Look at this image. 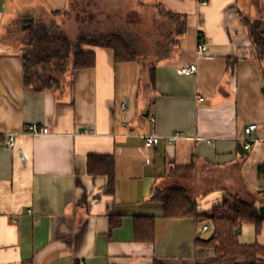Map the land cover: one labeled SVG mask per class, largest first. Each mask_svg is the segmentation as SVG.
<instances>
[{"label":"crops","instance_id":"1","mask_svg":"<svg viewBox=\"0 0 264 264\" xmlns=\"http://www.w3.org/2000/svg\"><path fill=\"white\" fill-rule=\"evenodd\" d=\"M132 2L188 17L157 61L155 82L140 62L84 45L95 64L72 69L58 97L26 84L12 27L28 30L32 18L64 33L70 0H0V264H195L198 226L208 222L165 216L157 195L172 178L188 187L200 215L230 194H250L264 215V58L249 31L264 26V0ZM200 33L210 43L202 56ZM191 63L196 73L179 72ZM32 123L49 133L29 132ZM251 123L256 140L246 148ZM149 135L159 142L148 147ZM90 154L113 159V192L106 175L88 172ZM138 216L155 220L153 240L138 238ZM247 224L251 240L242 242L264 245V220L258 231Z\"/></svg>","mask_w":264,"mask_h":264},{"label":"trees","instance_id":"2","mask_svg":"<svg viewBox=\"0 0 264 264\" xmlns=\"http://www.w3.org/2000/svg\"><path fill=\"white\" fill-rule=\"evenodd\" d=\"M156 17H161L172 25L170 30L162 31L159 45L164 50L160 56L149 61L145 56L141 60L135 47H132L121 35H111L109 32L101 34H81L76 41H72L66 34L57 31L54 24L38 20L28 29V44L30 49L23 53L25 82L33 85L36 90L50 89L57 80L48 71V66L55 64V73H64L70 69L90 67L95 64V55L91 51L83 50L84 45H95L112 48L116 60H134L148 70L152 82H155L157 61L162 60L171 52L170 47L179 41L187 29L188 17L159 10ZM134 24V22H133ZM138 25V23H135ZM250 35L254 41L258 58H264V26L261 22L250 25ZM158 59V60H157ZM88 172L93 176L106 175L108 177L107 190L113 192L116 186L115 166L111 156L90 154L87 163ZM164 202L165 216L168 218L195 217L212 226L213 232L208 237L196 238L195 264H264V245L254 242H242L240 233L242 225L253 223L257 231L264 220L262 209L250 195L230 194L223 204L215 207L211 213L200 215L197 203L178 178H172L157 195ZM120 221L113 222L118 225ZM136 233L140 240L150 241L155 236V220L151 217L136 218Z\"/></svg>","mask_w":264,"mask_h":264},{"label":"rangeland","instance_id":"3","mask_svg":"<svg viewBox=\"0 0 264 264\" xmlns=\"http://www.w3.org/2000/svg\"><path fill=\"white\" fill-rule=\"evenodd\" d=\"M138 9L137 4H134L132 0H70L69 12H66L60 20L65 31L64 34L72 41H76L81 34L107 32L111 35L119 34L127 40V43L135 47L140 58L148 56L146 59L149 63L152 59L155 60L156 57L160 56L159 51L164 50V45L160 46L158 42L161 38V30L168 31L176 26H168V22L166 23L163 18L156 17L159 10L155 6H147L142 10ZM18 27L19 25L12 27V36L18 44V48H22L26 52L30 49L27 45L29 30L21 31ZM142 58L141 60H143ZM47 68L49 72H52L50 75L57 80V83L48 90L59 97L61 86L70 78L72 69L68 68L64 73H55L57 70L55 64H51ZM254 154L255 150L254 152L251 150L247 157L249 158ZM209 228L205 230L204 224L201 223L198 226L199 236H209L212 227ZM252 231V225L243 224V232L240 235L241 241H250Z\"/></svg>","mask_w":264,"mask_h":264},{"label":"built area","instance_id":"4","mask_svg":"<svg viewBox=\"0 0 264 264\" xmlns=\"http://www.w3.org/2000/svg\"><path fill=\"white\" fill-rule=\"evenodd\" d=\"M207 1L208 0H198V3L199 4H205V3H207ZM209 44L210 43L208 42L205 34L200 33L199 37H198L197 54L200 56L205 55L208 51ZM197 70H198V66L195 63H191L188 66L181 67L179 69V72L182 74L191 75V74L196 73ZM199 99L204 100L203 97H200ZM256 129H257V124H255V123H251L246 127V130H245L246 131L245 140L247 142L245 145L246 148H249L251 146V142L256 140V137L254 136V132ZM28 131L31 133L47 134V133H49V128L47 126L40 125L38 123H32L28 126ZM183 135H184L183 132L178 131V132H175L174 134L168 136L167 139L169 142H172L173 140H175L179 137H182ZM159 140H160V137L158 135H149L146 138V145L148 147H150V146L158 143ZM14 145H15V136L12 134L6 140L5 146L10 149V148H13ZM209 227H210V225L206 224L204 226V229L207 230Z\"/></svg>","mask_w":264,"mask_h":264},{"label":"water","instance_id":"5","mask_svg":"<svg viewBox=\"0 0 264 264\" xmlns=\"http://www.w3.org/2000/svg\"><path fill=\"white\" fill-rule=\"evenodd\" d=\"M33 19L32 18H28L24 20V24L22 26L23 29H28L33 25Z\"/></svg>","mask_w":264,"mask_h":264}]
</instances>
